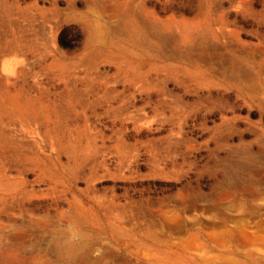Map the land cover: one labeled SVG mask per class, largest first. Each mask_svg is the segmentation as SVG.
Wrapping results in <instances>:
<instances>
[{
	"label": "rangeland",
	"instance_id": "obj_1",
	"mask_svg": "<svg viewBox=\"0 0 264 264\" xmlns=\"http://www.w3.org/2000/svg\"><path fill=\"white\" fill-rule=\"evenodd\" d=\"M70 242L264 264V0H0V264Z\"/></svg>",
	"mask_w": 264,
	"mask_h": 264
},
{
	"label": "bare ground",
	"instance_id": "obj_2",
	"mask_svg": "<svg viewBox=\"0 0 264 264\" xmlns=\"http://www.w3.org/2000/svg\"><path fill=\"white\" fill-rule=\"evenodd\" d=\"M86 232L81 231L78 236L84 243V240L87 236H89ZM86 246V245H85ZM80 246L77 247L76 244L73 242L69 243V253H70V260L68 261L69 264H96V261L92 260L89 257L90 250L87 247H84L82 250H79ZM234 264V263H233ZM238 264V263H236Z\"/></svg>",
	"mask_w": 264,
	"mask_h": 264
}]
</instances>
